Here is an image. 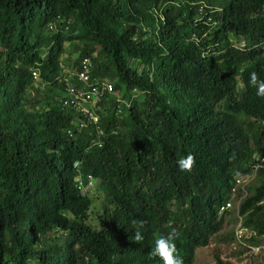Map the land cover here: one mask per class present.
<instances>
[{"label":"trees","instance_id":"16d2710c","mask_svg":"<svg viewBox=\"0 0 264 264\" xmlns=\"http://www.w3.org/2000/svg\"><path fill=\"white\" fill-rule=\"evenodd\" d=\"M192 1L0 0V264H163L151 256V236L137 244L123 229L141 219L165 235L175 221L178 254L192 264L217 232V207L263 141L264 97L249 75L264 79V0H207L201 11ZM198 12L219 20L213 32L203 28V48L218 42L223 55L201 58L185 41L203 34L202 22L192 27ZM227 33L244 48H230ZM83 57L127 103L119 117L114 99L104 104L101 149L89 135L66 134L76 116L55 101L63 70ZM207 114L215 133L198 135L187 119ZM189 153L196 162L183 172L176 162ZM87 175L96 186L82 194L77 177ZM259 177L238 213L260 236L264 168Z\"/></svg>","mask_w":264,"mask_h":264},{"label":"clouds","instance_id":"9594fccd","mask_svg":"<svg viewBox=\"0 0 264 264\" xmlns=\"http://www.w3.org/2000/svg\"><path fill=\"white\" fill-rule=\"evenodd\" d=\"M207 0H194L190 2L191 6H198V11H201L203 6L206 5ZM220 10V9H217ZM210 12L215 11L212 7L209 9ZM211 14V13H210ZM195 16L192 17L193 26L199 25L202 22V29L201 31L198 29V32H202L203 28H207L212 31L216 30L217 23H219L218 19L213 18L211 15H208L206 19L203 18V15L200 12L194 14ZM158 22L161 20L164 22V17H160L156 19ZM197 33L195 31L191 32L185 38V41L190 42L191 49H197L201 58L208 57L209 55H223L227 49L225 46H220L218 42L214 43L207 49H204V37L208 34ZM213 32V31H212ZM224 34L223 32H219ZM232 36L227 33V40L228 45L230 48L240 49L242 50L245 45V41L240 39L239 41L235 42L231 38ZM234 38V37H233ZM236 39V38H234ZM162 46V45H161ZM191 55V54H190ZM190 55H187L184 51V58L181 62V65L191 66ZM93 64L89 57H83L78 66L72 67L70 70L66 69L63 70L62 78L59 79V82L63 85V90L59 96L55 97V101L57 105L61 107V109L65 111H69L74 113L76 118L72 121L71 127L67 128L66 134L69 137H82L86 138L87 135L91 136L89 140V146H95L96 148L101 149L105 145V141H107L108 133L103 129L101 125V114L100 112L103 111V106L108 100L114 99L116 102L115 105V116L119 117L123 114L122 104L126 103L125 100L121 99V92L119 89L115 88L113 83L106 80V79H97L92 76V68ZM69 74V76H67ZM35 77V74H34ZM249 84L256 88V95L259 97H264V79L260 78L256 72H251L249 75ZM135 94L136 91L134 90ZM135 96V95H134ZM213 114L203 115L201 117L193 116L192 118H188V124L195 125L196 133L198 135L203 134H210L215 133L213 128L205 123L208 118H210ZM261 124L264 127V119L261 121ZM222 126L219 127L218 131L221 129ZM111 133L115 134L116 131H111ZM208 141H212L211 138H205ZM264 157V135L263 141L261 145V150L255 152L250 160V169L247 174H235L232 178L233 185L231 186L228 192V199L224 201L217 207V221L221 222L219 225V229L213 235L208 237V244L213 239L216 238L217 233L222 228V224L224 222L225 216L233 210H237L238 215V223L234 228V242L236 246L244 248L246 251H251L250 247L256 250L251 251V254H255L258 252L263 246L264 235H257L255 231L250 230L242 225V217L238 213V207L240 205L241 199L246 196V187L251 184L252 177H257V172L260 168H264V164L260 166H256L257 158ZM195 157L193 154L189 153L185 156H182L177 160L178 168L183 172H189L195 165ZM76 166V164H75ZM255 175V176H254ZM86 181L83 180V176H78L77 181L79 184L80 192L82 194L87 193L88 191L91 192L93 186L96 185L92 181V177L87 175ZM97 190H99V195L97 196L98 201L100 200L104 204V200L108 195L103 190V188L99 185L97 186ZM94 193V191H93ZM243 193L245 195L242 197ZM96 194V193H95ZM97 195V194H96ZM95 195V196H96ZM96 204V203H95ZM228 204V205H227ZM98 206V204H96ZM98 209V208H96ZM99 210V209H98ZM100 214V213H99ZM144 221L141 220H133L134 227L130 228V222L128 221L126 225H123L124 230H131L134 231V234L131 236V239L134 243H139L143 240V238H148L149 236L152 237L153 244L151 246V256L154 260H158L157 262L162 261L163 264H184L183 258L178 254V249L175 243L177 238V230L175 229V221L170 219L167 221L166 227H173L171 231L164 234V231H154L151 230L149 227L144 225ZM242 228V234L240 237V241L237 239L236 231L238 228ZM168 230V229H167ZM189 230L188 222L186 226V232ZM256 237L261 240V243L252 244L248 241L249 238ZM214 238V239H215ZM246 244L245 245H243ZM207 244V245H208ZM206 245V246H207ZM205 247V246H204ZM198 247L195 249V252ZM241 248V250H242ZM194 252V257H195ZM142 256V255H140ZM194 259V258H193Z\"/></svg>","mask_w":264,"mask_h":264},{"label":"rangeland","instance_id":"374dc122","mask_svg":"<svg viewBox=\"0 0 264 264\" xmlns=\"http://www.w3.org/2000/svg\"><path fill=\"white\" fill-rule=\"evenodd\" d=\"M252 178L250 185H256L257 182L261 180V177L258 179L256 176ZM244 195L245 193H243L242 197ZM98 216V213L95 212V216L91 218L97 219ZM238 221L237 210L230 211L225 216L222 228L217 233V236L219 235L224 238L223 241H217L214 239L215 237H213L207 246L196 250L192 264H216L214 257L216 255L219 256L222 262H228L229 264H264V240L262 241L263 247L255 254H251L250 251H243L244 248L236 246L233 241L234 239L225 240L226 235L230 232H234V228Z\"/></svg>","mask_w":264,"mask_h":264},{"label":"built area","instance_id":"2783aa9c","mask_svg":"<svg viewBox=\"0 0 264 264\" xmlns=\"http://www.w3.org/2000/svg\"><path fill=\"white\" fill-rule=\"evenodd\" d=\"M256 161H257V163L255 164L256 166L263 165V164H264V157H262V158H257ZM227 205H228V204H227ZM242 231H243V229H242L241 227L238 228V230L236 231L237 239H238L239 241H240V237H241ZM243 245L246 246V244H244V243H243ZM250 250L253 251V250H256V249H253V248L250 247ZM251 251H250V252H251Z\"/></svg>","mask_w":264,"mask_h":264}]
</instances>
